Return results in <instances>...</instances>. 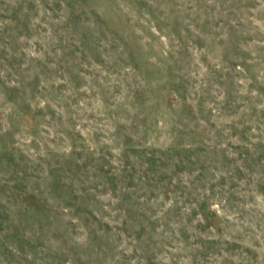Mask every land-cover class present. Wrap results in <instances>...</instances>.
Returning <instances> with one entry per match:
<instances>
[{"label": "rangeland", "instance_id": "1", "mask_svg": "<svg viewBox=\"0 0 264 264\" xmlns=\"http://www.w3.org/2000/svg\"><path fill=\"white\" fill-rule=\"evenodd\" d=\"M0 264H264V0H0Z\"/></svg>", "mask_w": 264, "mask_h": 264}]
</instances>
